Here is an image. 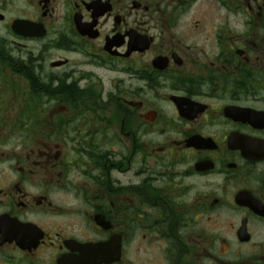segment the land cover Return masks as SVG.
Returning <instances> with one entry per match:
<instances>
[{"label": "flooded vegetation", "instance_id": "flooded-vegetation-1", "mask_svg": "<svg viewBox=\"0 0 264 264\" xmlns=\"http://www.w3.org/2000/svg\"><path fill=\"white\" fill-rule=\"evenodd\" d=\"M0 264H264V0H0Z\"/></svg>", "mask_w": 264, "mask_h": 264}, {"label": "rangeland", "instance_id": "rangeland-1", "mask_svg": "<svg viewBox=\"0 0 264 264\" xmlns=\"http://www.w3.org/2000/svg\"><path fill=\"white\" fill-rule=\"evenodd\" d=\"M5 117H7V116H5Z\"/></svg>", "mask_w": 264, "mask_h": 264}]
</instances>
